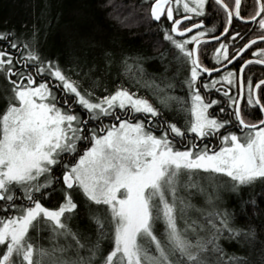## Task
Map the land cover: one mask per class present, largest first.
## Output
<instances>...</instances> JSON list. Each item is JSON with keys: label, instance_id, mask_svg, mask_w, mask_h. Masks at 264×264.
Wrapping results in <instances>:
<instances>
[{"label": "snow or ice", "instance_id": "6c2138e0", "mask_svg": "<svg viewBox=\"0 0 264 264\" xmlns=\"http://www.w3.org/2000/svg\"><path fill=\"white\" fill-rule=\"evenodd\" d=\"M255 4V14L247 17L242 15V0H154L151 4L154 21L166 17L171 22L163 38L177 50L175 58L189 68L185 84L190 103L161 96L171 84L161 87L153 80L145 87L166 107L171 102L179 105L187 125L184 130L177 123L162 121L158 108L122 86L93 99L91 91L82 93L58 63L45 62L36 50L17 57L0 49V73L8 85L0 98L5 103L0 108V264H207L203 254L210 250L219 254L216 264H222L224 252L218 241L224 231L230 234L228 239L242 234L246 240L255 237L253 232L232 227L226 212H209L207 227L195 220L189 224L187 210L193 205L178 195L184 176L189 180L187 187L197 186L190 181L198 171L227 177L234 190L257 183L264 186V118L246 119L257 110L264 115V79L254 85L251 76L246 83L244 77L249 65H264V47L253 52L257 59L244 60L239 76L232 70L219 75V68L204 65L201 47L209 46L206 37L217 31L215 26L206 28L204 20L184 25L194 17L208 16L206 8L222 13L223 31L211 38L219 42L215 63L227 68L243 59L257 40L264 42V0ZM181 10L183 17L175 18ZM234 19L258 25L261 35L230 55L221 36H231L233 41L244 38L238 31L231 35ZM8 35L0 34V40ZM10 48L17 49L18 44L10 42ZM127 70L131 72L132 66ZM138 71L142 78L143 69ZM213 72L219 79L211 78ZM233 87L236 95H230ZM213 89L224 100L210 99ZM77 106L87 119L75 110ZM105 118L113 122L104 124ZM97 122L98 127H89ZM188 134H193L191 146L177 149L176 138L183 141ZM213 138L220 142L218 150L207 143L201 148L196 142ZM81 142L90 144L83 154ZM61 165L62 177H54V169ZM57 183L62 202L46 207L43 201L53 197ZM80 195L89 205L105 209L106 216L96 215L93 220L99 235L107 233L112 241L106 253L98 241H82L67 223ZM180 219H184L183 228ZM158 224L163 225L162 232ZM44 230L49 233L47 247L33 242L32 233ZM85 251L87 255H82ZM241 262L242 258L230 256L223 264Z\"/></svg>", "mask_w": 264, "mask_h": 264}, {"label": "trees", "instance_id": "16d2710c", "mask_svg": "<svg viewBox=\"0 0 264 264\" xmlns=\"http://www.w3.org/2000/svg\"><path fill=\"white\" fill-rule=\"evenodd\" d=\"M153 2L154 0H0V34H9L8 39L0 40V49H7L17 57L21 54L26 55L31 49L36 50L45 62L51 60L58 63L65 74L79 84L82 93L91 91L93 99L114 92L118 86L135 92L138 96L148 97L153 106L161 111L162 121L177 123V126L184 130L187 125L183 113L178 112L179 105L171 102L166 107L145 87L146 82L153 80L161 87L171 84L172 87L166 88L165 93H160L161 96L189 99V89L185 84L189 68L175 58L177 50L163 38L164 31L170 29L171 22L167 21L166 17H162L161 21H154L151 18L150 9ZM206 11L209 12L208 16L194 17L191 22L204 20L206 28L215 26L217 29L215 33L210 34L221 33L224 25L223 14H217L207 8ZM232 31H241L239 23H232L231 33ZM195 32L196 30H193L190 35H194ZM248 33L247 30L246 35ZM180 38L176 37L178 40ZM228 38L224 37V40ZM13 41L18 44L17 49L10 48V42ZM245 41L246 39H236L231 45L230 55L234 54ZM25 44H28L29 48H25ZM201 47L204 50L202 57L204 65L210 68L219 66L213 59L210 46ZM246 52L243 53V59ZM240 61H235L226 69L238 74ZM129 65L132 66L131 72L127 70ZM138 68L143 69L142 78ZM203 76L205 80L208 79V75ZM248 76L253 78L255 84L264 78V67L249 65L244 73L245 83ZM6 87L7 82L0 73V98L4 97ZM201 90L203 92V89ZM212 91L210 99L224 100L221 93L215 89ZM236 91L235 87L231 88L230 95H236ZM243 102L246 103V100ZM4 106V101L0 99V108ZM214 108L218 113L219 108L215 106ZM75 110L81 114L82 119H87L86 114L78 106ZM138 118L143 119V116L138 114ZM260 118L258 110L251 117H246L252 122ZM112 122L107 118L103 120L104 124ZM93 126L98 127V122L95 125L89 124V127ZM154 134L160 135V131L154 130ZM192 135L188 134L183 141L176 138L175 146L178 149L190 147ZM196 142L201 148L205 143L210 148H218L220 144L215 138ZM82 143L79 145L80 152L84 149ZM68 159L66 156L65 162ZM62 170V165L54 169L53 176L62 177ZM182 179L186 180L180 185L181 192H178V195L193 205L187 210L186 218L189 224L195 220L207 227L205 217L209 212L221 214L226 212L232 227L241 229L242 233H255L254 238L249 237L247 240L243 234L228 239L230 234L224 231L218 241L224 252L222 264L230 256L242 258L241 264H264V186L257 183L234 190L232 182L227 177L200 171L193 174L190 181L197 185L196 187L186 186L189 183L187 176ZM53 187L56 189L53 197L43 201L44 205L50 208H55L62 202L59 193L61 184H54ZM76 199L78 208L67 221L69 227L77 232L86 244H95L98 241L106 253L110 250L112 241L107 233L105 236L99 235L93 220V216L107 215L104 207L97 209V206L89 205L82 195ZM198 199L202 202L199 203ZM209 199L211 203L208 202ZM215 222L219 226V220L216 219ZM178 223L181 228L184 227V219H180ZM157 228L160 232L163 231L162 224H158ZM189 235L191 236V233ZM200 235L206 237L207 233L201 232ZM32 236L33 242L38 246L41 244L49 246L47 230L33 232ZM81 254L87 255V252ZM203 255L207 264H216L219 254L210 250Z\"/></svg>", "mask_w": 264, "mask_h": 264}, {"label": "flooded vegetation", "instance_id": "af4514ba", "mask_svg": "<svg viewBox=\"0 0 264 264\" xmlns=\"http://www.w3.org/2000/svg\"><path fill=\"white\" fill-rule=\"evenodd\" d=\"M227 2L234 3V0H227ZM241 11H242V15L245 17L250 16V15H254L255 11H256L255 0H242ZM182 17H183V11H181L180 14L177 15L175 18L181 19ZM191 23H199V21H194V22L185 21L184 25L190 26ZM233 23L234 24L239 23L241 31H238V32H240L241 36L244 37L243 39H246V41L244 43H246L248 40L256 39L261 35V33L258 30V25H255L252 23L245 24V23H243L241 21H237L235 19L233 20ZM247 30L249 31L248 35H246ZM235 33H236L235 31H232L231 35H234ZM213 35L217 36L219 34L218 33L209 34V36L206 37V39L209 40L210 51L212 50L213 53H215V48L219 47V42H217L216 40L211 38ZM180 39H184V37H181ZM237 39H241V38L237 37ZM220 42L227 44L229 51H230L231 45H233V43H234V41H232V39H231V36H229L228 40H224V37H223L222 39H220ZM244 43H243V45H244ZM243 45L241 47H243ZM241 47H239V49ZM261 47H264V42L257 40V44L253 45L250 50H247L246 57L243 60L240 59L241 61L238 60V61H240L239 68H240L241 64H243L244 60L257 59L258 57L253 56V52H257L259 50V48H261ZM234 62H233V64H234ZM233 64H231V65H233ZM260 66L264 67V65H260ZM262 79H264V78H262ZM259 80H261V79H259ZM259 80L256 81L255 83L259 82ZM262 117H263V115H261V118Z\"/></svg>", "mask_w": 264, "mask_h": 264}, {"label": "rangeland", "instance_id": "374dc122", "mask_svg": "<svg viewBox=\"0 0 264 264\" xmlns=\"http://www.w3.org/2000/svg\"><path fill=\"white\" fill-rule=\"evenodd\" d=\"M182 11V10H181ZM220 34V33H219ZM223 38V37H222ZM221 38V39H222ZM191 47V46H190ZM214 54L215 53H213L212 55L214 56ZM220 66V65H219ZM218 67V66H217ZM226 70H228V69H223V70H221L220 71V73H219V75H223V73L226 71ZM229 70H231V69H229ZM233 71V70H232ZM213 76L211 77L212 79H219V75H217L216 73H213L212 74ZM140 97H143V96H140ZM143 98H145V99H147L152 105H153V102L148 98V97H143ZM189 103H190V98H189ZM189 119H190V117H189ZM85 144L86 143H82V146L84 147V149L80 152V154H83V151L87 148V147H90V144H88V145H86L85 146ZM219 146H220V144L218 145V148H215L216 150H218L219 149ZM178 149V148H177ZM185 148H182V149H179V150H184ZM77 159H78V156L76 157ZM73 162H75V161H73ZM62 176V175H61ZM182 178H184V177H182ZM186 180V179H185ZM184 179H182V182H184L185 181ZM182 182H181V184H182ZM181 189V188H180ZM179 192H181V190H179ZM200 198L203 200V201H205V199L203 198V197H201L200 196ZM198 202L199 203H201L202 201L201 200H199L198 199ZM47 207V206H46ZM57 207V206H56ZM50 208V207H49Z\"/></svg>", "mask_w": 264, "mask_h": 264}, {"label": "water", "instance_id": "95a60500", "mask_svg": "<svg viewBox=\"0 0 264 264\" xmlns=\"http://www.w3.org/2000/svg\"><path fill=\"white\" fill-rule=\"evenodd\" d=\"M195 30V29H194ZM173 35H175V34H173ZM220 35V34H219ZM219 35H217V36H219ZM177 37H179V36H177ZM223 36H221V38H222ZM227 62H225L224 64H226ZM229 66H231V64L230 65H227V68L229 67ZM216 68H219L220 69V71L221 70H223V69H226L225 67H224V65L222 64V65H220V66H218V67H216ZM213 73H215V72H213ZM212 73V74H213ZM205 75H208V73H204ZM240 75V73H239V70H238V76ZM262 118H264V115H263V117Z\"/></svg>", "mask_w": 264, "mask_h": 264}]
</instances>
